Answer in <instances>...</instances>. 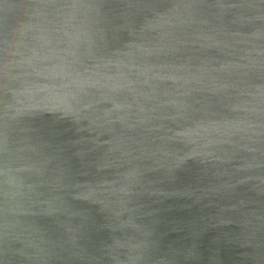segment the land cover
<instances>
[{
  "label": "water",
  "instance_id": "1",
  "mask_svg": "<svg viewBox=\"0 0 264 264\" xmlns=\"http://www.w3.org/2000/svg\"><path fill=\"white\" fill-rule=\"evenodd\" d=\"M0 264H264V0H0Z\"/></svg>",
  "mask_w": 264,
  "mask_h": 264
}]
</instances>
